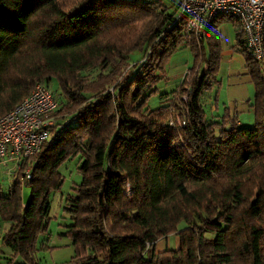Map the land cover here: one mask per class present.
Returning a JSON list of instances; mask_svg holds the SVG:
<instances>
[{
    "label": "trees",
    "instance_id": "obj_1",
    "mask_svg": "<svg viewBox=\"0 0 264 264\" xmlns=\"http://www.w3.org/2000/svg\"><path fill=\"white\" fill-rule=\"evenodd\" d=\"M171 2L0 0V116L39 80L56 79L62 95L31 176L23 161L8 188L0 183L6 264H41L52 248L50 236L38 238L50 233L60 166L77 155L83 179L64 207L74 264H264V59L234 16L218 15L197 35ZM225 18L255 84L252 126L228 106L208 117L202 101L220 81ZM182 45L193 62L150 106ZM134 50L142 57L131 65ZM173 233L179 245L157 250Z\"/></svg>",
    "mask_w": 264,
    "mask_h": 264
},
{
    "label": "rangeland",
    "instance_id": "obj_2",
    "mask_svg": "<svg viewBox=\"0 0 264 264\" xmlns=\"http://www.w3.org/2000/svg\"><path fill=\"white\" fill-rule=\"evenodd\" d=\"M172 3L171 0H165ZM222 36L223 58L221 69L218 73L220 81L213 88L207 90L202 95V101L207 111L208 117L215 114L223 113L225 106L229 105V94L235 97L239 104L236 107L239 115V125L252 126L255 123L254 109L252 103L255 96V84L251 75L246 72L245 59L236 47L235 26L231 20L225 18L219 24ZM142 51L134 50L130 54L131 65L141 59ZM193 62V54L190 48L182 45L170 57L166 64V78H162L158 82V93L149 99V105L156 107L160 105V96L162 92L174 89L182 78L186 68ZM51 89L62 99L60 89L56 79L51 82ZM243 89V93H241ZM245 92V94H244ZM239 94V96H235ZM244 94V97H241ZM215 106H217L216 109ZM67 119H64L65 122ZM79 155L67 159L61 166L60 171L63 174V181L60 187L55 188L51 195V219L49 223L50 233H41L38 243L46 240L50 236L48 244L52 248L41 251V264H74L71 261L74 253L72 237L65 234L67 223L71 222L69 212L65 207V197L71 187L83 179V175L78 168ZM9 166L8 164H5ZM0 166V183L6 189L12 182V172L6 166ZM23 199L27 201L30 196V187L23 183L22 185ZM8 221L0 222V240L4 232V228L8 225ZM177 234H171L172 245L177 241ZM10 252V247L0 242V264H6L5 257Z\"/></svg>",
    "mask_w": 264,
    "mask_h": 264
},
{
    "label": "built area",
    "instance_id": "obj_3",
    "mask_svg": "<svg viewBox=\"0 0 264 264\" xmlns=\"http://www.w3.org/2000/svg\"><path fill=\"white\" fill-rule=\"evenodd\" d=\"M176 19H186V30L203 34L221 14L238 19L251 54L264 59V0H175ZM59 97L50 86L39 80L32 90L9 111L0 116V165L10 164L11 171L26 161L27 176H31L29 159L40 149L57 122L53 111ZM178 123H182L179 115Z\"/></svg>",
    "mask_w": 264,
    "mask_h": 264
},
{
    "label": "crops",
    "instance_id": "obj_4",
    "mask_svg": "<svg viewBox=\"0 0 264 264\" xmlns=\"http://www.w3.org/2000/svg\"><path fill=\"white\" fill-rule=\"evenodd\" d=\"M245 59V58H244ZM245 64H246V61H245ZM245 66V65H244ZM246 67V66H245ZM187 69V68H186ZM185 72H186V70H185ZM185 72H184V74H185ZM246 72H247V68H246ZM184 74H182V78H183V76H184ZM182 78H181V80H182ZM180 80V81H181ZM180 83V82H179ZM178 85V84H177ZM241 93H243V89H241ZM244 94H245V92H244ZM244 94L241 96V97H244ZM235 96H239V94H237V95H235ZM229 102H230V104L229 105H226V106H228L229 107V109H230V111L231 112H236V114H237V111H236V107L238 106V104H239V101L235 98V97H233V96H231L230 94H229ZM217 108V106H215V108L214 109H216ZM238 115V114H237ZM238 117H239V115H238ZM13 163L11 162L10 164H8L9 166H7V165H5L9 170H11V165H12ZM0 166H4V165H0ZM177 236V241L175 240V243H174V246L172 245V237H171V234L169 235V236H167V237H164V238H161V239H159L158 241H157V244H156V248H157V250H162V249H164V248H166V247H177L178 245H179V238H178V235H176Z\"/></svg>",
    "mask_w": 264,
    "mask_h": 264
}]
</instances>
